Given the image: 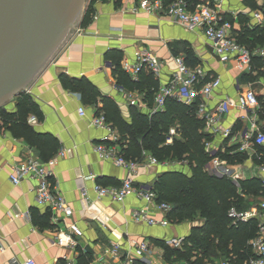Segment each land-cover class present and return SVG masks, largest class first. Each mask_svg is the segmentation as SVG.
Listing matches in <instances>:
<instances>
[{
	"label": "crops",
	"instance_id": "crops-1",
	"mask_svg": "<svg viewBox=\"0 0 264 264\" xmlns=\"http://www.w3.org/2000/svg\"><path fill=\"white\" fill-rule=\"evenodd\" d=\"M139 1L108 0L96 3L91 23L83 28L80 19L69 42L63 45L24 92L37 109V115L27 117H35L36 124L28 125L36 134L51 137L58 143V150L51 157L45 159L37 148L11 133L0 120V264H22L28 260H33L35 264L143 263L133 257L131 242H145L149 247L147 256L150 261L151 240L165 242L189 235L190 224H170L172 227L161 228L134 223L132 212L146 206L134 194L126 197L122 203H114L108 198L98 199L93 191L95 184L118 187L128 177L125 168L101 159L95 151L98 145L114 144L120 148L121 141L110 123H107L109 129L91 125L95 112L103 114L102 99L113 102L126 121L134 111L150 118L149 112L154 102L153 98L152 106H148L145 94L116 86V76L107 57L114 51L121 52V62L126 60L130 64L134 62L135 51H151L162 63L158 77L153 76L159 89L169 83L176 69L173 59L183 57L175 56L174 46L185 45L191 50L206 73V80H220L218 89L206 100V109L213 111L221 102H228L216 131L206 132V142L222 157L221 161L234 173L237 182L261 179L264 146L250 143L243 152L239 147L244 133L251 131L252 125L256 131L264 133V106L260 104V107L258 103V108L249 113L237 107V98L245 91L252 90L259 100L264 99V68L256 70L250 65L249 69L240 71L232 60L221 62L202 33L190 32L163 14L140 11ZM252 2L256 6L253 10L243 0H222L220 9L226 16L229 13L237 17L241 14L248 18L250 25L256 24L252 15H264V0ZM233 27V35L241 30L238 20ZM64 79H85L97 90L100 99L93 105L87 104L79 92L64 83ZM131 101H135V104H130ZM81 107L84 109L83 117L78 113ZM3 108L6 112H13L14 103ZM225 132H228L227 136H224ZM112 136L117 137V142H112ZM236 156L242 157L240 162L235 159ZM31 158L48 167L51 173L49 188L71 208L70 217L61 214L52 216L49 209L37 205L36 181L26 179L18 185L10 181L13 169ZM138 163L132 177L135 190L152 188L160 174L172 171L169 167L181 168L176 163L154 166L147 159ZM262 199L259 197L258 203ZM149 211L155 219L162 217L161 213H155L152 209ZM45 213L50 216V226L35 221L36 217ZM72 227L77 228L78 234L72 232ZM165 233L170 234L167 236ZM116 244L120 246L117 257L103 255L106 249Z\"/></svg>",
	"mask_w": 264,
	"mask_h": 264
},
{
	"label": "trees",
	"instance_id": "trees-1",
	"mask_svg": "<svg viewBox=\"0 0 264 264\" xmlns=\"http://www.w3.org/2000/svg\"><path fill=\"white\" fill-rule=\"evenodd\" d=\"M106 2L108 0H94ZM174 0H163L164 5ZM194 6L198 0H186ZM244 4L256 8L252 0H243ZM93 9L88 8L82 15L80 26L91 23ZM241 30L234 32L236 42L250 53L264 49V26L249 24L248 18L239 14L237 17ZM175 56L182 55L188 68L199 66L197 57L185 45L174 46ZM110 66L116 76V86L145 94L148 106H152L158 83L152 74L141 73L137 81L130 80L120 62L121 52L114 51L107 55ZM251 67L264 68V62L258 55L251 57ZM64 83L79 92L89 105L96 103L100 95L85 79ZM257 101L264 106V99ZM14 111L6 112L0 108V120L15 136H20L32 147L37 148L45 159L58 150V143L51 137H43L27 124L30 114L37 115L36 106L28 95L20 94L15 98ZM260 101V102H259ZM102 112L106 122L114 128L122 142H119L121 154L127 161L140 162L142 154L147 152L159 163L179 164L185 170H172L160 174L153 184L157 203L170 206L167 219L171 225H192L189 235L183 238L180 249H171L164 241L151 240L163 250L168 264H216L227 261L229 264H247L252 257L249 241L258 230V220L232 223L228 217L231 209L242 213L258 206V198L264 197V188L260 180L233 182L212 172L205 171L210 158L204 152V143L208 137L203 133V122L196 116L197 103L185 106L173 99H167L164 111L150 118L137 111L132 112L129 121L124 120L116 106L109 99H102ZM260 105V107H261ZM178 126L179 139L166 146L165 137L169 129ZM220 159L218 153L216 154ZM241 156L235 159L240 162ZM40 225L50 226L48 213L35 218ZM133 264H143L135 261Z\"/></svg>",
	"mask_w": 264,
	"mask_h": 264
},
{
	"label": "built area",
	"instance_id": "built-area-1",
	"mask_svg": "<svg viewBox=\"0 0 264 264\" xmlns=\"http://www.w3.org/2000/svg\"><path fill=\"white\" fill-rule=\"evenodd\" d=\"M221 5L222 0H198L194 6L189 5L186 0H174L168 5H164L163 0H140L138 8L140 11L148 14H163L178 22L190 32L202 33L205 39L212 44L213 53L221 62L232 60L236 63L238 70L244 71L249 69L251 57L258 55L261 59H264V50H256L250 53L245 47L240 46L236 42L233 35V24L237 21V15L229 13L226 16L220 9ZM252 18L258 26H264V15L262 13H254ZM133 59V64L128 63L126 60H122L121 62L122 70L129 75L132 81H137L139 75L144 72L152 74L155 78L158 77L162 63L151 51H135ZM173 62L176 69L172 73L169 83L156 91L149 117L163 112L166 100L169 98L185 106L197 103L196 116L203 122V133L206 134L208 131L215 132L221 116L226 113L228 102H221L213 111H208L206 109V100L218 89L220 80L215 78L207 81L206 73L200 66L188 68L181 56L175 57ZM130 104L134 105L135 101H131ZM237 107L249 113L258 108L255 93L252 90H247L238 96ZM78 113L80 116H84L83 107L78 109ZM27 124H36L35 117H29ZM91 125L93 127L109 129L104 115L99 112H95V115L91 119ZM227 135L228 132H225L224 136ZM176 136V129L171 128L165 137L164 145H172ZM111 140L115 143L117 142V137L112 136ZM250 143L264 146V133L256 131L253 125L251 131L244 133L239 150L245 151ZM95 151L101 159L112 161L116 166L125 168L128 171V177L118 187H103L95 184L93 191L96 197L98 199L108 198L114 203H122L126 197L134 194L143 200L146 206L132 212V221L136 224L167 228L170 223L166 216L170 211V206L165 203H157L156 194L150 187L139 188L137 190L133 188L132 177L139 163L125 160L121 154V149L114 144L98 145ZM204 152L210 158L205 171L237 182V177L216 156L217 151L210 143H204ZM142 158L147 159L151 165H159L156 159L147 156L145 153L142 154ZM261 172L260 183L264 188V167L261 169ZM50 175L51 173L45 164L31 158L13 169L10 181L14 185H18L26 179L36 181L35 199L37 205L49 209L52 216L61 214L68 218L72 215V210L61 196L55 195L50 190L48 183ZM150 209L155 213H161L162 217L155 219L150 214ZM228 217L232 223H236L237 221L246 222L250 219L258 220L256 236L248 243L252 257L247 264H264V197L257 207H252L246 212L239 213L231 209ZM72 232L78 234L77 228L72 227ZM165 242L175 249H180L183 238L170 239ZM130 245L133 249V257L145 261L146 256L149 254L148 245L143 241L131 242ZM119 250V245H112L110 249L104 251L103 255L110 254L113 257H117ZM13 264L17 263L13 262ZM22 264H35V262L28 260ZM221 264L229 263L223 261Z\"/></svg>",
	"mask_w": 264,
	"mask_h": 264
},
{
	"label": "water",
	"instance_id": "water-1",
	"mask_svg": "<svg viewBox=\"0 0 264 264\" xmlns=\"http://www.w3.org/2000/svg\"><path fill=\"white\" fill-rule=\"evenodd\" d=\"M87 0H0V108L46 69Z\"/></svg>",
	"mask_w": 264,
	"mask_h": 264
},
{
	"label": "rangeland",
	"instance_id": "rangeland-1",
	"mask_svg": "<svg viewBox=\"0 0 264 264\" xmlns=\"http://www.w3.org/2000/svg\"><path fill=\"white\" fill-rule=\"evenodd\" d=\"M97 3H100V2H97ZM95 1L94 0H87L86 2H85V5H84V7H83V9H82V12H81V17H82V15L85 13V11H87V9L88 8H92L93 9V12H92V14L94 15V6H95ZM92 15V16H93ZM92 16H91V18H92ZM81 17H80V19H81ZM80 21V20H79ZM79 21H77L78 23H79ZM77 23V24H78ZM73 31L71 32V34H70V36H69V39L73 36ZM69 39H67V41H66V43L67 42H69L68 40ZM65 43V44H66ZM64 44V45H65ZM62 48H63V46H62ZM61 48V49H62ZM60 49V50H61ZM59 53V52H58ZM15 98L14 99H12L9 103H7L6 105H5V107H8V105L10 104V103H15ZM171 128H175L176 129V133H177V136L175 137V139L177 140V139H179V132H178V126L176 125V126H173V127H171ZM170 128V129H171ZM169 129V130H170ZM119 149H121V148H119ZM147 155L148 156H150V154L147 152ZM158 162V161H157ZM159 163V162H158ZM168 165V164H167ZM170 168V170H174V169H176V170H179V169H181V170H185V168H180V167H176V166H174V167H169ZM168 227H172L171 225H169ZM167 236H169V234L170 233H165ZM165 245L166 246H168V247H170L171 249H175V248H173V247H171V246H169V245H167L166 244V242H165ZM150 249H151V252H152V255H151V257H150V261H148V256L146 257V260L145 261H143V260H141V261H143V263L144 264H168V262H166L165 261V259H164V253H163V250L161 249V248H159L158 247V245L157 244H154L153 242H151L150 243ZM222 262H216V264H221ZM174 264H179V263H174ZM181 264H183V263H181Z\"/></svg>",
	"mask_w": 264,
	"mask_h": 264
}]
</instances>
